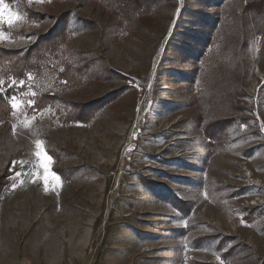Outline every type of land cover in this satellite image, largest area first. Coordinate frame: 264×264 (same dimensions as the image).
<instances>
[{
    "label": "rangeland",
    "instance_id": "obj_1",
    "mask_svg": "<svg viewBox=\"0 0 264 264\" xmlns=\"http://www.w3.org/2000/svg\"><path fill=\"white\" fill-rule=\"evenodd\" d=\"M148 3L5 0L0 49L63 15L70 38L23 81L0 66V264H264V35L242 38L231 0ZM221 69L244 92L220 143L198 92Z\"/></svg>",
    "mask_w": 264,
    "mask_h": 264
},
{
    "label": "trees",
    "instance_id": "obj_2",
    "mask_svg": "<svg viewBox=\"0 0 264 264\" xmlns=\"http://www.w3.org/2000/svg\"><path fill=\"white\" fill-rule=\"evenodd\" d=\"M103 1L107 6L111 7L112 11L119 18L128 19L130 16H136L137 13L143 14L144 9H149V0H98ZM237 4V7H233ZM234 19L239 24V28L242 34V38L249 37L251 35L257 36L259 34L264 35V0H231V6L229 8ZM66 15H63L60 20L56 22L53 28L33 46L23 51H7L0 49V66L9 65V76L16 81H23L27 75L29 69L32 67L33 60L41 59L48 53H55L62 45H65L70 38L68 33L64 34V19ZM205 18V17H203ZM200 19L206 27L212 25L209 20L212 17H206V20ZM247 43V40L244 44ZM224 70V69H223ZM222 69L218 71L214 82L211 87H205L199 90V95L202 99L200 106L201 113L207 112V121L203 127L205 134L221 143L224 138H219L225 134L230 119L224 116V113L231 108L237 98L242 96L243 90L235 86L231 81L232 78L225 73ZM213 91V95L209 100H205L206 91ZM241 94V95H240ZM53 98L45 96L42 104H47L49 100ZM10 94L9 91L4 93L3 88L0 87V107L7 108L9 106ZM75 109V108H73ZM76 112V115L69 116L76 121H84L86 118L85 109L81 108Z\"/></svg>",
    "mask_w": 264,
    "mask_h": 264
},
{
    "label": "snow or ice",
    "instance_id": "obj_3",
    "mask_svg": "<svg viewBox=\"0 0 264 264\" xmlns=\"http://www.w3.org/2000/svg\"><path fill=\"white\" fill-rule=\"evenodd\" d=\"M31 2V0H30ZM37 3H43L44 0H36ZM21 19L20 13L18 11H12V9L6 7L5 0H0V25L7 23V25L11 26L14 22L19 21ZM4 39V33L0 31V40ZM13 108H17V103L15 102L16 98L13 97ZM42 145L38 142L37 147L40 148ZM37 156H41V153L38 151ZM51 160V157L47 156L45 152L43 154V161L41 166L44 168L45 173L48 172V162ZM15 164V162H14ZM55 176V174H53ZM56 180H59V176H55ZM44 183L47 185L48 183V176H44ZM223 264V262H221Z\"/></svg>",
    "mask_w": 264,
    "mask_h": 264
}]
</instances>
